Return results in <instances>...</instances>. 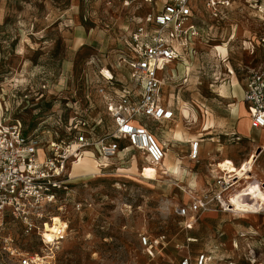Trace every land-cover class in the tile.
<instances>
[{
  "label": "rangeland",
  "instance_id": "374dc122",
  "mask_svg": "<svg viewBox=\"0 0 264 264\" xmlns=\"http://www.w3.org/2000/svg\"><path fill=\"white\" fill-rule=\"evenodd\" d=\"M199 8L207 33L199 45L203 53L189 66H169L163 88L176 117L150 126L171 151L175 145L176 154L185 157L182 166L188 173L190 165L192 173L205 177L211 175L209 165L222 158L234 160L229 172L236 173L255 150L254 137L234 142L230 132L239 120L233 109L240 102L246 75L264 65L263 46L256 45L253 51L249 44L264 28L243 1L234 4L222 21L202 4ZM145 10L105 0H0V115L20 120L44 145L110 131L112 119L97 89L106 77L118 87L134 88L124 59L131 55L127 40L135 25L133 15ZM195 137L205 139L204 148L200 160L189 164L187 140ZM142 154L131 150L107 160L89 148L69 161L66 189L49 209L57 216L54 222L67 228L53 244H45L36 229H27L10 213H0V264H20L25 253L42 256L38 264H177L171 253H178L177 243L187 245L189 232L181 229L174 207L189 199L182 190L189 174H163L160 169L161 178H148L144 172L157 169L147 165ZM252 156L257 157L253 167L252 162L244 164L249 165L245 178L253 176L250 182L256 175L264 179V152ZM220 219L233 227L261 222L248 212L202 218L190 232L198 239L190 244L193 251L211 247L207 232L215 233ZM143 234L167 235L173 241L169 251L161 249L151 256L141 245ZM234 234L229 229L224 239H233ZM251 240L257 247L256 262L251 264H264V241ZM225 254L246 264L245 248L228 244Z\"/></svg>",
  "mask_w": 264,
  "mask_h": 264
},
{
  "label": "built area",
  "instance_id": "2783aa9c",
  "mask_svg": "<svg viewBox=\"0 0 264 264\" xmlns=\"http://www.w3.org/2000/svg\"><path fill=\"white\" fill-rule=\"evenodd\" d=\"M105 1H118L127 7L135 5L137 10L147 9L139 16L133 15L135 25L127 40L131 55L124 62L131 69L134 88L127 84L118 87L112 77H106L107 82L97 89L115 128L98 137L83 133L70 140L48 141L44 145L36 132L27 133L20 120L0 115V213H10L24 222L27 229H36L45 244L46 226L54 218L49 209L66 189L69 161L79 158L81 152L94 148L101 158L112 159L120 152L118 139L122 138L145 154L151 165L158 168L163 165L167 149L146 123L138 121L162 123L174 118V110L163 102V76L172 63L191 61L197 56V47L206 33L200 22L199 4L216 21H222L234 4L243 1L255 11L264 28V0ZM260 41L264 44V34ZM244 99L249 104L251 127L263 128L264 65L247 75ZM200 144L201 139L191 141L192 159L199 157ZM218 169L213 184L200 196H195L190 204L174 207L178 217L190 216L185 227H191L201 214L209 211L263 212L264 207L239 209L233 197L250 196L246 193L248 179H240L235 172L223 167ZM140 242L151 256H155L168 245L169 239L165 234H143ZM12 254L15 251L12 250ZM42 259L38 254L25 253L20 264H38ZM247 259L250 263L256 262L254 248L248 250ZM214 260V255L203 252L195 258L184 257L179 264H212ZM228 264L237 263L230 260Z\"/></svg>",
  "mask_w": 264,
  "mask_h": 264
},
{
  "label": "crops",
  "instance_id": "0c3cea01",
  "mask_svg": "<svg viewBox=\"0 0 264 264\" xmlns=\"http://www.w3.org/2000/svg\"><path fill=\"white\" fill-rule=\"evenodd\" d=\"M206 34L207 33H205V36H206ZM263 34L264 33H262V35L260 36V38L258 40L255 41V39H254L253 40L254 42H249V44L251 45V48H253V51L256 49V45L257 46L258 45H262L263 48H264V44L261 43V41H260V39L263 36ZM199 45L197 47V56L193 60H191V62L194 61L195 59H197L199 53H203V51L199 50ZM218 48L222 52L226 51L224 46H219ZM188 64H189V60L186 61V62H183V63L182 62L179 63L180 66L181 65L189 66ZM172 66H176V63H172L170 65V68ZM246 78H247V75L245 77L244 87L242 88L240 102L238 103L237 107H234V109H233L235 112L237 111L239 120L237 121V123L235 125L232 126V128H231L232 130H231L230 134L232 135L231 137H232V140L234 142H239V141H241L243 139L252 140L253 137H254V139L256 141V144H254V143L252 144V145H254L255 150H254V152H252L250 154V158H247L246 160H244V162L241 164V166H238V167H243L244 164L248 163V162H252V167H253L254 161H255V159L257 157L252 156V154L255 153V155L257 156L258 153L264 152V127L259 129V131L255 130L254 128L251 127V115H250L249 108H248L249 104L244 99L245 90H246ZM164 92L165 91H164V88H163L162 89L163 102L165 103V105L167 107L171 108L175 112V109L173 107H171L166 102V97H165V93ZM237 94L240 95V93H238V92H237ZM175 117H176V112H175V116H174V118L172 120L164 121V122H162V124L169 123V122L173 121L175 119ZM138 122L141 123V124L142 123H146L149 126V128L152 130V128L150 126V124H151L150 122L151 121L148 122L145 119H141ZM152 124H155V122H152ZM114 128H115V125H114V122L112 120V127H111L110 130L112 131ZM154 133L157 135V137H158L159 141L161 142V144H163L165 146V148L167 149V157L164 160L163 165L160 168L156 167L157 172H156L155 176H159L160 178L163 176V175H158V172L161 171L160 169H164L165 170V172L163 174H169V173L170 174H175V175H177V174L181 175L182 174V176H186L187 174H189V180H187L186 186L184 188H182V190L184 192L188 193L189 199H188L187 202L178 203L176 206L190 204L195 196H200L204 190L208 189L214 182V178L213 177L215 175H213V173L218 172V170H219L218 168L220 167L218 165H220L221 162H224L225 159H229L227 161H229L231 164L227 163V162H224V163H227L229 165H234L235 164L234 160L231 159V158H222L219 162H215V163H212V164L209 165V172L211 174L210 176L202 177V176H199L198 174H196L195 172L192 173V170H190L191 169L190 165H189V173H188L187 168L185 166L184 167L182 166L183 163H184V160H185L184 158L185 157H182L178 153L176 154V151H175L176 150V146L174 145L173 150L171 151L170 148L168 147V144H166L163 136L158 135L157 132H155V131H154ZM195 139H201V144H200V148H199V157L197 159H192L190 157L191 141H193ZM123 141L126 143L125 146H122V144H121ZM118 142H119V145H120L119 154H121L122 152H123V154H127L131 150H135L130 145V143H129V141L127 139H122L121 138V139H118ZM204 142H205V139L203 137H195V138H190V139L187 140V143L189 145L188 155H187V158L189 159V164L194 162V161H199L200 160V158L202 156V151H203V148H204ZM40 155H41L42 158L44 157V152L42 150L40 151ZM142 155H144L145 158H146V161L148 163H150L148 158L146 157V155L145 154H142ZM147 165H151V163L147 164ZM145 166L146 165L142 166L141 172H140L141 174L144 172ZM147 171H145V172H147ZM251 171L253 172L252 169H251ZM252 178H253V176H251V175H249L247 177V179H248L247 182H248L249 185H253L254 182H259L260 185L261 184L264 185V179L263 178H259L256 175L255 181L250 182L249 180L252 179ZM263 190H264V187H263ZM224 214H228V213H226V212H218V211L205 212V213L201 214L197 218V221L194 222L192 224V226L189 227V228L185 227V223L189 220L190 216L186 217V218L178 217V218H180L182 220L181 224H180L181 229L186 231L187 233L189 232V235L186 237L187 245H185V244H181L180 245V244L177 243L176 247H180L179 250H178V253L177 254L171 253V256L175 260H177V264H179L180 260L182 258H184V257L191 256V257L195 258L197 255H199L200 253H203V252H207V253H210V254L215 256V260H214V262L212 264H223V263L224 264H228V262L230 260L235 261L237 264H244L239 259H236L235 257H233L231 255L225 254V250H226L228 244L230 245V247L233 246V249H236V248L240 249V247L241 248H245L246 252L250 248H254L256 250L257 249V247H255L256 243H254L251 239H257L256 241L259 242V243L264 241V224H261V223L264 222V214H262V213H249V214H253V217H254V219L256 221L257 220L261 221L260 224H254V225L249 226V227L248 226H245V227H239V226L233 227V225H229L228 223H226V221L224 223L223 222L224 219H220V221L219 222L217 221L216 224H215L216 225L215 229H217V231H215V233L211 232L210 230H209V232H207V236H208L207 239L210 241V245H211V247L209 249L193 251L191 249V247H190L191 243L197 242V240H198L197 237L192 236L190 234V232H192L198 226L199 221L202 218L204 219V218H207V217H210V216H212V217L213 216H217L218 218H220V217H223ZM225 229H226V231H225ZM229 229H231L232 231H235V234H234L235 238L226 240L224 238L227 237V230H229ZM250 234H252V235H250ZM172 242L173 241L169 238V243L164 249H167V251H169L168 247H169V245L172 244ZM164 249H162V250H164ZM245 255H247V254H245ZM246 264H251L248 259H246Z\"/></svg>",
  "mask_w": 264,
  "mask_h": 264
},
{
  "label": "bare ground",
  "instance_id": "6f19581e",
  "mask_svg": "<svg viewBox=\"0 0 264 264\" xmlns=\"http://www.w3.org/2000/svg\"><path fill=\"white\" fill-rule=\"evenodd\" d=\"M153 166V165H151ZM220 167H223L225 170L228 169L233 170L234 168L226 163H222L218 165ZM155 167V166H153ZM249 165L246 164L244 167L236 169V174L240 177V179H244L247 176V170H248ZM156 173L152 171H147L144 173V175L148 178H152L155 176ZM246 193L249 194L250 196H245L242 199H240L238 196L233 197V201L236 203V205L240 208L244 209H256V207H259V205H264V190L263 187L259 184V182H254L253 185H249L247 187ZM244 203V204H242ZM244 205V206H243ZM263 207V206H262ZM57 216H54L53 222H52V227L49 229L48 232L45 233V240L47 244H53V239H59L60 235L63 234L64 229L67 228L64 227V223L60 222H54V219ZM59 217V216H58ZM64 227V228H63ZM48 227H46L47 229Z\"/></svg>",
  "mask_w": 264,
  "mask_h": 264
}]
</instances>
